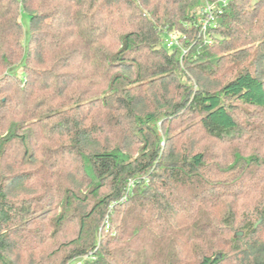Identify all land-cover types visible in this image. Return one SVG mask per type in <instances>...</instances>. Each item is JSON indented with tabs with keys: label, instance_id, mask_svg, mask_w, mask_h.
I'll use <instances>...</instances> for the list:
<instances>
[{
	"label": "trees",
	"instance_id": "16d2710c",
	"mask_svg": "<svg viewBox=\"0 0 264 264\" xmlns=\"http://www.w3.org/2000/svg\"><path fill=\"white\" fill-rule=\"evenodd\" d=\"M218 1L0 0V264H264V0Z\"/></svg>",
	"mask_w": 264,
	"mask_h": 264
},
{
	"label": "built area",
	"instance_id": "2783aa9c",
	"mask_svg": "<svg viewBox=\"0 0 264 264\" xmlns=\"http://www.w3.org/2000/svg\"><path fill=\"white\" fill-rule=\"evenodd\" d=\"M229 1L230 0H219L217 3H206L205 7L203 8L205 17L201 20V29L199 32V36L209 39L208 29L211 27H216L217 24L215 10H218V13L221 12L222 8L225 7L229 3ZM165 44L169 49L176 46L182 47V44L176 34L168 35ZM183 51L186 52V49H184Z\"/></svg>",
	"mask_w": 264,
	"mask_h": 264
},
{
	"label": "rangeland",
	"instance_id": "374dc122",
	"mask_svg": "<svg viewBox=\"0 0 264 264\" xmlns=\"http://www.w3.org/2000/svg\"><path fill=\"white\" fill-rule=\"evenodd\" d=\"M39 1L42 2V0H39ZM22 21H23V23L25 25L24 32L22 33V40L26 41L28 36H29L28 17L24 15L23 18H22ZM86 258L87 257H85V258H77V259H75V260H73V261H71V262H69L67 264H85Z\"/></svg>",
	"mask_w": 264,
	"mask_h": 264
},
{
	"label": "water",
	"instance_id": "95a60500",
	"mask_svg": "<svg viewBox=\"0 0 264 264\" xmlns=\"http://www.w3.org/2000/svg\"><path fill=\"white\" fill-rule=\"evenodd\" d=\"M258 224H256V226H257ZM236 235H240V236H242L243 235V231H236V233H235Z\"/></svg>",
	"mask_w": 264,
	"mask_h": 264
}]
</instances>
